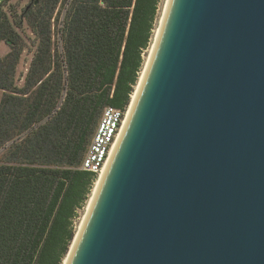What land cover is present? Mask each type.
I'll use <instances>...</instances> for the list:
<instances>
[{
	"label": "water",
	"instance_id": "95a60500",
	"mask_svg": "<svg viewBox=\"0 0 264 264\" xmlns=\"http://www.w3.org/2000/svg\"><path fill=\"white\" fill-rule=\"evenodd\" d=\"M160 27L63 264H264V0H172Z\"/></svg>",
	"mask_w": 264,
	"mask_h": 264
},
{
	"label": "trees",
	"instance_id": "16d2710c",
	"mask_svg": "<svg viewBox=\"0 0 264 264\" xmlns=\"http://www.w3.org/2000/svg\"><path fill=\"white\" fill-rule=\"evenodd\" d=\"M160 1L72 0L61 51L53 53L59 0H42L44 13L32 21L39 43L22 87L15 83L22 43L4 15L0 42L10 51L0 56V264L64 263L77 209L97 179L80 168L90 138L105 106H129Z\"/></svg>",
	"mask_w": 264,
	"mask_h": 264
},
{
	"label": "rangeland",
	"instance_id": "374dc122",
	"mask_svg": "<svg viewBox=\"0 0 264 264\" xmlns=\"http://www.w3.org/2000/svg\"><path fill=\"white\" fill-rule=\"evenodd\" d=\"M41 2L42 0H0V24L3 23L2 21L3 17L4 15H6L9 20V23L16 30L19 36L20 43H22V51L20 54L18 64L16 66V70H15V83L18 87L23 86L25 76L28 72V69L30 68L32 64V61L34 59V56H35V53L38 47L39 37L36 35V33L34 32L32 28V21L34 18L40 17L44 13L43 8H41ZM71 2L72 0H59L58 6L53 15L52 26H51L53 53L61 51L62 29L64 27V22L66 20L65 18H66L68 9L71 5ZM165 3H166V0L160 1L158 19H157V27L155 29V33L159 26L160 18H161ZM29 4L31 6L26 12L25 9ZM155 33H154V37H155ZM153 42H154V39L152 43L150 44L149 48L145 51V59L147 58V56L150 53V50L152 49ZM9 51H10L9 45L4 41L0 42V56L1 57L5 56ZM2 95H3V91L0 89V100L2 98ZM63 97L64 95L60 97L59 105L62 103ZM96 127H95V130H96ZM92 136L90 138L89 143L91 142ZM98 177L99 175H97V179ZM96 181H95V184H96ZM93 188L89 195L88 200L83 205V207H80L77 209V214L74 218V225L76 229H78V227L80 226L81 221L86 213L89 199L93 193Z\"/></svg>",
	"mask_w": 264,
	"mask_h": 264
},
{
	"label": "built area",
	"instance_id": "2783aa9c",
	"mask_svg": "<svg viewBox=\"0 0 264 264\" xmlns=\"http://www.w3.org/2000/svg\"><path fill=\"white\" fill-rule=\"evenodd\" d=\"M128 107L121 109L112 105L103 108L96 130L82 160L81 169L99 175L116 141Z\"/></svg>",
	"mask_w": 264,
	"mask_h": 264
},
{
	"label": "bare ground",
	"instance_id": "6f19581e",
	"mask_svg": "<svg viewBox=\"0 0 264 264\" xmlns=\"http://www.w3.org/2000/svg\"><path fill=\"white\" fill-rule=\"evenodd\" d=\"M171 1L172 0H166V3H165L164 8H163L162 15H161V18H160L159 26H158V28L156 30V33H155V37H154V42H153V45H152V49L150 50V53H149V55L146 58V63H145L144 69H143V71L141 73V76H140L138 85H137V87L135 89V92L133 94L131 103H130V105L128 107V111H127L126 116L124 118V121H123L121 130H120V133H119L116 141L114 142V144L112 146V149L110 151L109 157H108L105 165L103 166L102 170L99 172V177H98V179L96 181L95 187L93 189V193H92V195H91V197L89 199L86 213H85V215H84V217H83V219L81 221L80 226L77 229V232H76V240L75 241H77L79 235L82 233V230L85 227L87 218H88V216H89V214H90V212L92 210V207L94 205V202H95V200L97 198V195H98L99 190L101 188V185L103 183V180H104V177L106 175V172H107V170H108V168H109V166H110V164L112 162V159H113V157H114V155H115V153L117 151V148H118V146H119V144H120V142L122 140V137H123V135H124V133H125V131L127 129V126H128V124H129V122H130V120L132 118V115H133V113H134V111L136 109V103H137L138 94L140 92L142 83H143V81L145 79V75L147 74L149 65L151 63V56H152V53H153V49L155 47V43L159 39V36L161 35V27H160V25L163 24V22L165 20V17L167 16V12L169 10V6L171 4Z\"/></svg>",
	"mask_w": 264,
	"mask_h": 264
}]
</instances>
